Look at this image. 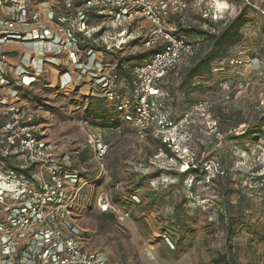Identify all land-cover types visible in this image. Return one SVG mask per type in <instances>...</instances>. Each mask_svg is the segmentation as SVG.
<instances>
[{
    "label": "rangeland",
    "instance_id": "1",
    "mask_svg": "<svg viewBox=\"0 0 264 264\" xmlns=\"http://www.w3.org/2000/svg\"><path fill=\"white\" fill-rule=\"evenodd\" d=\"M185 1L186 9L172 14L171 25L196 48L161 83L173 120L184 124L170 151L155 135L138 138L133 124L121 116L115 128L94 124L89 112L95 101L92 77L78 78L79 69L66 52H46L24 38L0 46L11 74L15 69L26 74L23 84H11L18 90L13 100L39 118L47 140L68 158L69 173L79 179L71 212L83 230L84 245L109 254V264H216L223 252L233 264H264V186L255 157L264 145V0ZM33 3L42 15L29 23L31 28L47 22L48 5H62L63 0ZM240 22L238 38L225 42L222 55L202 73L190 76L189 69L218 47L179 31V23L217 32L230 23L234 31ZM148 27L139 16L113 24L106 33L113 49L99 51L98 60L112 67L125 56L127 65L134 66L141 60L136 52L145 49L142 38ZM121 28L127 30L124 43L114 37ZM46 54H55L56 62L46 61ZM67 70L73 78L63 83ZM5 96L0 112L11 103V95ZM203 101L206 109L197 110ZM187 113L191 117L182 122ZM87 126L104 132L109 144L105 168L87 144ZM69 181L73 187L75 180ZM106 193L115 205L107 212L98 204Z\"/></svg>",
    "mask_w": 264,
    "mask_h": 264
},
{
    "label": "built area",
    "instance_id": "2",
    "mask_svg": "<svg viewBox=\"0 0 264 264\" xmlns=\"http://www.w3.org/2000/svg\"><path fill=\"white\" fill-rule=\"evenodd\" d=\"M33 2L0 0V46L24 38L30 45L39 43L46 52H66L79 69L77 77L90 75L91 91L115 102L119 116L133 124L138 138L152 134L169 147L177 144V132L184 124L173 120L168 93L161 83L196 48L195 43L177 35L171 25L172 14L186 9L185 0H63L62 5H48L47 22L31 28L29 23L39 21L42 15ZM138 16L149 23L143 46L158 49L131 67L130 81L118 78L112 67L98 60V50L79 46L101 31L93 40L112 50L113 41L106 38L109 27ZM126 33V28H121L114 37L124 43ZM6 54L0 48V102L6 94L16 96L18 90L11 84H23L26 77L22 69L11 74ZM45 56L46 61L56 62L55 54ZM37 60L33 55L31 61L36 64ZM237 60L239 65L244 62L240 57ZM72 78L68 70L61 75L63 83H70ZM206 106L203 101L196 109L203 111ZM4 107L0 112V264H108L105 251L84 245L83 230L71 212L79 179L69 173L68 158L60 156L57 146L47 140L39 118L22 104L6 102ZM189 117L187 113L182 122ZM181 135L187 137L186 132ZM86 141L105 168L103 160L109 144L103 130L87 126ZM255 157L256 173L264 186V145L258 146ZM72 179L73 187L69 185ZM98 204L101 211L115 209L107 193Z\"/></svg>",
    "mask_w": 264,
    "mask_h": 264
},
{
    "label": "trees",
    "instance_id": "3",
    "mask_svg": "<svg viewBox=\"0 0 264 264\" xmlns=\"http://www.w3.org/2000/svg\"><path fill=\"white\" fill-rule=\"evenodd\" d=\"M211 24L213 25V23H211ZM241 24H242V22L236 24L237 26H236V29H234V31L232 30L233 25H232V23H230L229 26L225 28V30H223V31L219 30L217 32H214V31H212L211 28H206L202 25L200 27L186 26V25L183 26L181 23H179V26H178L179 31H181V32L185 31L187 33H193L196 35V37L198 39H201V40L202 39L203 40L205 39L207 41L212 40L214 42V45H216L218 47L216 49V51H217L216 54L208 55L207 57H202L201 60H199V62L197 64H195L194 66H192L189 69L190 76H194V75L202 73V71H204L206 68H208L210 66V63L213 60H215L214 59V58H216L215 56H218V55L221 56L222 55L221 51H223L222 47H223L224 43L229 41V39L236 40V37H237L236 35L240 34ZM100 32L95 33L94 36L91 38H85L83 41H81L79 43V46L83 49L94 48L98 51H102V50L105 51L106 50V51L110 52L104 43L95 42L93 40L94 37H96L100 34ZM175 32L177 33L176 30H175ZM157 49L158 48H154V47H151L149 49H144L140 52H136L135 56H138L141 60H144V59L148 58L149 56H151L152 53L154 51H156ZM135 56H133V57H135ZM126 62H127L126 57L122 56L116 60L115 65H112V69H113V73L117 74L118 78H124L125 80L130 81V79H131V66H129V64L127 65ZM105 64L109 67V64H107L106 62H105ZM168 75H166V76H168ZM166 76H165V78H166ZM164 87L165 86H163V88ZM164 90H165V88H164ZM93 94L95 96V101L90 106L89 112L93 116L94 124L99 125L100 127H103V128H104V126L110 127V128L118 127L119 121L116 120V117L119 116V111H117L116 105L114 104L115 102L109 101L107 99V97H105L104 95L102 96V95L96 94V93H93ZM33 97H36V96L33 95ZM170 104H171V102H170ZM159 142H160V140H159ZM160 143H161V147L164 148L166 151L171 150L167 144L162 143V142H160ZM9 164H11L15 168L20 169V167H18V165L14 164L13 162H9ZM190 168H191V166L188 167V169L183 171V172H187ZM23 170L25 172L29 173V168H25ZM216 176L217 175H215V177ZM110 215L114 216V213L111 212ZM215 261H216V264H233L234 259L228 257V254L223 252V253L218 254Z\"/></svg>",
    "mask_w": 264,
    "mask_h": 264
},
{
    "label": "bare ground",
    "instance_id": "4",
    "mask_svg": "<svg viewBox=\"0 0 264 264\" xmlns=\"http://www.w3.org/2000/svg\"><path fill=\"white\" fill-rule=\"evenodd\" d=\"M40 49H41V48H40ZM38 53H40V52L38 51ZM38 61H39V60H38ZM38 68H39V67H38ZM13 98H15V97H14V96H10V99H11L10 101H11V102L17 101V100H13ZM17 99H18V98H17Z\"/></svg>",
    "mask_w": 264,
    "mask_h": 264
},
{
    "label": "crops",
    "instance_id": "5",
    "mask_svg": "<svg viewBox=\"0 0 264 264\" xmlns=\"http://www.w3.org/2000/svg\"><path fill=\"white\" fill-rule=\"evenodd\" d=\"M107 255H109V254H107ZM109 263H110V261H109ZM109 263H108V264H109Z\"/></svg>",
    "mask_w": 264,
    "mask_h": 264
}]
</instances>
